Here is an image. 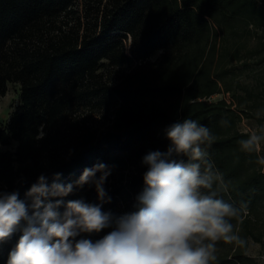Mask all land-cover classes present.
<instances>
[{
  "label": "trees",
  "instance_id": "trees-1",
  "mask_svg": "<svg viewBox=\"0 0 264 264\" xmlns=\"http://www.w3.org/2000/svg\"><path fill=\"white\" fill-rule=\"evenodd\" d=\"M262 22L256 0H0V96L18 85V103L0 121V191L25 200L42 174L49 185H75L104 163L110 201L102 210L136 211L143 156L166 151L165 130L192 119L215 137L202 150L222 177L201 194L215 192L236 208L234 233L247 236L241 215L264 199V165L257 150L241 149L251 134L238 128L241 110L211 96L233 91L236 36ZM81 198L100 203L91 184L64 200ZM111 230L76 239L95 242ZM21 235L0 244V264ZM210 264L256 262L235 248Z\"/></svg>",
  "mask_w": 264,
  "mask_h": 264
},
{
  "label": "clouds",
  "instance_id": "clouds-1",
  "mask_svg": "<svg viewBox=\"0 0 264 264\" xmlns=\"http://www.w3.org/2000/svg\"><path fill=\"white\" fill-rule=\"evenodd\" d=\"M165 131L170 141L167 150L150 151L142 158L147 171L136 211L115 216L102 210L103 203L110 201V197L105 200L104 185L111 169L104 163L85 169L75 185L55 180L49 185L42 174L25 200L17 191H0V244L22 231L7 264H210L216 259L217 241L243 246L245 241L231 223L238 210L215 192L200 191L222 179L204 161L202 145L210 146L215 139L209 128L185 119ZM262 141L264 135L253 132L239 144L242 150L253 151ZM181 156H187L188 162L177 159ZM200 161L206 164L203 172ZM87 184L94 185L99 204L82 198L64 200L74 187ZM109 228L95 242L76 239Z\"/></svg>",
  "mask_w": 264,
  "mask_h": 264
},
{
  "label": "rangeland",
  "instance_id": "rangeland-1",
  "mask_svg": "<svg viewBox=\"0 0 264 264\" xmlns=\"http://www.w3.org/2000/svg\"><path fill=\"white\" fill-rule=\"evenodd\" d=\"M256 1L263 10V22L258 27L250 26L248 32L239 31V36H236L235 42L240 48L239 58L228 64L234 71L235 85L233 91H229L225 97L233 104L232 107L242 112L239 130L264 135V83L260 79L264 73V0ZM220 97V93L211 96L212 99ZM17 103L18 85L9 83L6 93L0 96V121H5ZM5 148L0 146V149ZM256 150L264 158V141ZM242 218L249 220L242 230L247 235L241 237L245 244L239 246L223 240L217 241L215 256L230 254L236 248L251 256L256 264H264V199L253 211H243Z\"/></svg>",
  "mask_w": 264,
  "mask_h": 264
},
{
  "label": "built area",
  "instance_id": "built-area-1",
  "mask_svg": "<svg viewBox=\"0 0 264 264\" xmlns=\"http://www.w3.org/2000/svg\"><path fill=\"white\" fill-rule=\"evenodd\" d=\"M221 95H222V97L226 100L227 103L230 102V100H228V99L225 97V95H228V92H226V93H222Z\"/></svg>",
  "mask_w": 264,
  "mask_h": 264
}]
</instances>
